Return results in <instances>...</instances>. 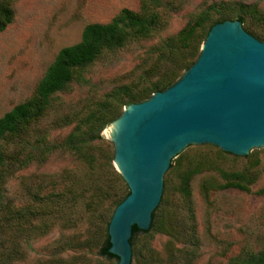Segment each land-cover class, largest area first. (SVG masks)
I'll return each mask as SVG.
<instances>
[{
	"label": "rangeland",
	"instance_id": "rangeland-1",
	"mask_svg": "<svg viewBox=\"0 0 264 264\" xmlns=\"http://www.w3.org/2000/svg\"><path fill=\"white\" fill-rule=\"evenodd\" d=\"M215 4L231 14L227 20H235L242 11L260 13L249 15L243 28L264 42V0H176L165 32L109 52L87 67L80 73L84 79L54 95L45 117L8 147L18 161L4 183L0 264L118 263L102 257L100 250L116 204L129 189L115 172L113 144L99 140V131L119 118L126 108L120 102L157 79L146 77V72L158 42L204 14L207 31L221 18ZM123 9L138 12L140 0L16 2L14 21L0 33V118L32 96L59 51L80 42L87 25L107 24ZM200 31L198 38L204 33ZM72 134L77 136L73 149L60 147L45 163H27L36 141L63 144ZM193 166L201 171L191 180L198 243L189 247L190 263L227 264L263 250L264 148L236 157L211 145L189 146L165 175L163 201L177 205L181 175ZM222 171L246 173L248 180L254 179L250 191L213 189L224 183ZM66 192L67 206L54 208ZM131 243L132 264H184L178 258L180 250L188 248L183 241L170 246L168 236L153 229L136 233Z\"/></svg>",
	"mask_w": 264,
	"mask_h": 264
},
{
	"label": "water",
	"instance_id": "water-1",
	"mask_svg": "<svg viewBox=\"0 0 264 264\" xmlns=\"http://www.w3.org/2000/svg\"><path fill=\"white\" fill-rule=\"evenodd\" d=\"M100 136L129 189L108 226L109 253L132 264L133 229L150 230L172 160L192 145L236 157L264 148V42L239 20L216 23L174 84L126 106Z\"/></svg>",
	"mask_w": 264,
	"mask_h": 264
},
{
	"label": "trees",
	"instance_id": "trees-1",
	"mask_svg": "<svg viewBox=\"0 0 264 264\" xmlns=\"http://www.w3.org/2000/svg\"><path fill=\"white\" fill-rule=\"evenodd\" d=\"M18 1L0 0V33L14 21V4ZM175 2L176 0H140V10L138 12L123 9L119 15L107 24L87 25L83 30L80 42L78 41L77 44L62 48L59 51L54 62L48 66L45 75L37 84L32 96L0 118V206L4 198V183H6L7 175L11 173L14 162L18 161L17 155L11 154L8 147L14 144L16 140H23L33 126L37 125L45 117L54 95L65 91L73 81L84 79L80 73L87 67L109 52L126 48L139 41L154 39L165 32L169 26ZM220 6L222 7L223 5ZM213 7L216 8L217 4ZM221 7L216 8L217 12L221 14V18L219 21L214 22L207 31L204 30H206L205 21L208 19L205 17L208 16L204 14L198 17L194 24H189L178 34L167 36L160 40L151 51L153 62L146 72V77H156L157 79L137 93L129 94L127 100L119 104L128 106L143 102L155 92L163 91L174 84L198 58L210 28L231 16V14H227L226 9ZM244 7L247 8V6ZM251 14L252 12L250 11H242L237 14L235 20L241 21L244 26L249 15L251 16L250 18L257 15L261 16L257 12L254 15ZM199 29L204 31V33L200 31L199 35L201 36L198 38L197 31ZM245 30L247 33L253 34L251 31ZM194 57L195 60H192ZM122 112H120L118 117L121 116ZM111 122H107L103 127ZM101 130L98 135L99 140H102L100 136ZM75 138L77 140V136L72 134L63 144L49 143L45 142V140L36 141L32 145L33 151L28 154L27 163H45L48 156L60 147L73 149ZM84 143V145H88L87 141ZM174 160H172L169 170L173 169ZM200 171L198 166H193L182 173L178 188L179 201L177 205L170 204L168 199L166 201L161 200L159 207L153 213L150 228V230L153 229L166 234L169 238L170 246L180 241H183L184 245L188 246V248L185 247L180 250L182 255L178 258L184 264H191L189 257L192 251H189L191 249L189 247L193 248L198 243L196 228H194L195 216L192 207L191 180ZM115 172L117 173L116 170ZM221 177L224 183L218 184L213 189L225 190L234 188L249 192L250 184L254 181V179L248 180L246 173L236 171H222ZM84 191L77 196L81 197ZM67 193L59 197V201H57L59 205L57 207L53 205L54 208L67 206ZM128 194L117 202L116 207ZM150 230L142 233L148 234ZM139 232L141 231L134 227L133 237ZM133 237L131 241H133ZM109 248V236H107L105 243L101 247L100 254L107 259H117L109 253ZM227 264H264V249L256 253H247L243 256L232 258Z\"/></svg>",
	"mask_w": 264,
	"mask_h": 264
}]
</instances>
